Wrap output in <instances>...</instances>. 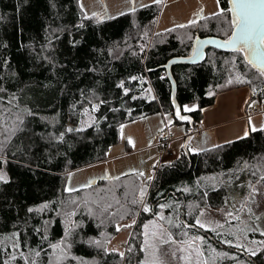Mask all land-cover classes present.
<instances>
[{
    "label": "trees",
    "instance_id": "16d2710c",
    "mask_svg": "<svg viewBox=\"0 0 264 264\" xmlns=\"http://www.w3.org/2000/svg\"><path fill=\"white\" fill-rule=\"evenodd\" d=\"M219 4L225 9L221 16L209 14L196 25L155 31L161 3L97 23L95 17L84 18L79 0H0V104L23 121L18 122L21 130L0 152L8 161L0 169L9 178L7 183L0 182V248L10 249L8 238L19 232L25 253L30 248H43L38 264H49L52 250L48 245L64 238L67 227L65 217L57 213L67 210L75 200L80 207L71 219L82 226L67 238L71 248L63 264H141L143 225L148 220L162 223L178 241L196 233L214 241L211 230L176 225H194L202 209L231 205L235 197L242 196V205L252 208L257 202L256 195L255 203L249 199L252 188L264 185V131H251L203 151L185 149L178 157L157 165L151 180L130 172L120 175L119 180L99 179L67 190L72 170L108 158L126 122L157 112L171 113L174 123H184L190 131L199 126L205 108L215 104L222 91L248 86L249 103L254 88L264 98V79L258 78L242 53L209 47L203 61L171 66L180 115L188 119L180 120L175 114L166 64L173 57L189 55L198 36L226 39L231 35L230 0H220ZM237 75L252 83L236 82ZM229 79L233 82L228 83ZM94 104L99 107L88 119L84 109ZM190 104L195 107L185 111ZM69 128L83 130L68 132ZM141 187L146 188L144 202L150 212L142 210L143 204L131 203ZM84 201L93 208L94 216L88 215ZM43 203H50L45 212L28 211ZM107 203L113 205L110 211L116 215L101 214V206ZM161 204L171 207L160 209ZM158 213L174 223L160 220ZM132 219L136 224L121 257L122 251L110 248V244ZM44 220L52 221L47 240L34 231ZM117 225H121L119 231ZM90 240H99L104 247ZM215 241L218 249L222 245L235 256L238 252L249 264H264V251L250 256L234 245ZM7 258L8 253L0 250V264ZM14 264L24 261L17 259Z\"/></svg>",
    "mask_w": 264,
    "mask_h": 264
},
{
    "label": "rangeland",
    "instance_id": "374dc122",
    "mask_svg": "<svg viewBox=\"0 0 264 264\" xmlns=\"http://www.w3.org/2000/svg\"><path fill=\"white\" fill-rule=\"evenodd\" d=\"M79 3L84 5L83 11L91 15L92 12H97L102 15V19H107L120 15L121 13L129 12V9L133 6L129 3V0H79ZM153 0H137L136 9L140 8V4H151ZM161 11L156 18L154 29L155 31H163L169 28L176 27L177 25H188L190 20L200 19L203 16L216 13L220 8V4H217V0H160ZM253 92V89H252ZM260 91L256 89V92L253 93L252 105L257 109L258 113L264 111V98H260ZM188 108L195 107V104H190L186 106ZM95 108L88 109L87 118L91 119L94 117ZM162 112H157L151 114L152 117H141L129 122L122 124L120 132V141L111 147L110 155L124 151L129 146L132 145L129 154L125 157L115 158L110 161H105L97 164L86 165L81 168L72 170L69 173L67 187L77 189L82 186H87L93 183V179H111L112 177L120 176L130 172H143V178L148 180L149 176L153 177L157 160L154 159L148 163L142 162L144 151L140 149L141 146L145 145L146 142L157 141L160 142V134L162 132H169L174 134L175 123L173 120V115L171 113H165V119H162V124L158 119L162 118ZM169 114L171 123H168ZM157 118V119H155ZM153 120V121H151ZM163 130L159 133V131ZM192 136H189L188 139L197 138L199 133H194ZM185 145L189 142L184 141ZM201 149V148H200ZM172 159L171 157L165 158V161ZM163 160V159H161ZM164 161V162H165ZM159 162V161H158ZM163 161H161L162 163ZM122 163V164H121ZM5 172V171H4ZM258 189L256 194L257 202L252 206V211L256 216H261L262 219L255 221L249 218L245 221L247 224L241 223L235 225V228L227 231H216L213 235L214 241H212V247H203L202 241H194L195 237H200V234L197 233L193 236L178 241L173 236L174 243H162L161 234L163 238L167 239V234L164 233V229H167L162 223L158 222L156 219H150L145 224L149 225L148 236L144 235L143 240V256L141 259V264H188L184 259L186 256L191 253V264H196V261L199 259L200 264H203V261L207 259L209 264H216L218 260L217 253H221V250L218 249L216 241L223 242L225 239L233 238L232 245L236 243H241L246 246L256 247L257 245L252 244L251 241H260L264 240V235H261V232L264 231V185L256 184L254 186ZM240 203L239 197H235V202L233 205H238ZM204 215L202 221L205 223L211 222L212 225H222L225 221L226 210L224 207L220 209H212L205 207L202 209ZM200 215V214H199ZM226 218H229L228 216ZM153 222V223H150ZM155 225H163V229L156 227ZM258 225L261 231H250L241 232L240 229H250L253 226ZM224 226V225H223ZM132 228H123L119 234L111 241L110 248L117 249L122 252H125L127 247L128 239L131 235ZM145 232V229H144ZM167 232L169 230L167 229ZM235 232V235L232 233ZM153 233H157L156 236H153ZM219 233V235H217ZM203 237V236H202ZM239 237V239H237ZM204 239H213L208 238L204 235ZM147 240V244L145 241ZM191 243V247L189 244ZM199 245L201 251L203 252V257H198L195 248ZM237 248V247H236ZM183 249V250H182ZM242 250V249H238ZM228 252V250H226ZM175 253V255H173Z\"/></svg>",
    "mask_w": 264,
    "mask_h": 264
},
{
    "label": "snow or ice",
    "instance_id": "6c2138e0",
    "mask_svg": "<svg viewBox=\"0 0 264 264\" xmlns=\"http://www.w3.org/2000/svg\"><path fill=\"white\" fill-rule=\"evenodd\" d=\"M160 0H153V3H159ZM220 0H217V4L219 5ZM129 3L133 5L129 11L135 12L136 11V3L137 0H129ZM231 7L227 9L228 12L231 13L232 19L230 21V27H232L233 31L231 35L224 40L222 43H219L220 47H227L231 48L233 51L237 53H242L245 57V62L250 65L251 69L255 70V72L258 75V78L264 79V0H230ZM140 7L147 8L149 5L147 4H140ZM81 9H84V5L81 3L80 5ZM225 13V9L219 8L216 13H213V16H221ZM124 13H121L123 15ZM97 18V23L100 22V20L103 18L100 13L97 12H92L91 16L88 15V13L84 12V18L85 19H90V18ZM197 20L193 19L189 21L188 25H177L176 27L179 28H185L190 25H196ZM82 26V25H81ZM168 31H174V29H170ZM145 35H147L145 33ZM159 35V34H157ZM188 39H192L191 36L188 37ZM198 39V38H197ZM202 44H211V43H218L215 40H204L201 41ZM195 54V53H194ZM133 79H137L136 77H133ZM236 82L238 83H249L251 84V80H247L246 78H243L240 75L236 76ZM233 80L229 79L228 83H232ZM121 87H123V84H121ZM0 91H3V89H0ZM125 93H127L128 89H124ZM150 91V90H149ZM261 91H264L262 89ZM256 92V89H253V93ZM211 94V93H209ZM135 99V97H133ZM154 99V97H152ZM15 99V97H13ZM0 100H3L2 97H0ZM9 104H11V101H8ZM100 103H103L101 101ZM99 104H94L93 108H98ZM185 111H191L192 109H189L185 107ZM84 112L87 113L88 109L85 108ZM29 114H31L29 112ZM176 116L180 120H187L188 117L180 115V108L177 106L176 108ZM18 122L23 123L21 117L18 114H13L11 111V108L3 107L2 104H0V152H3L4 148L7 146V144L11 141V139L15 136L17 131H20L21 129L18 127ZM168 123H171L170 119V114H169V120ZM249 124H250V129L252 132L256 131H264V125H261L259 128H257L255 125H252L251 123V118H249ZM83 128H77V129H72L69 128L67 129L68 132L72 131H82ZM248 130L245 131L244 135L247 136ZM59 139H63V134L60 135ZM185 147H190V145H185ZM191 151H203V149H191ZM8 161L4 158V156L0 155V165L7 164ZM140 176H143L144 173L140 172ZM8 176L7 173L4 172L2 169H0V182L7 183L8 182ZM112 179L119 180L120 177H112ZM148 180L153 179V177L149 176L147 178ZM261 180H264V176H261ZM68 191H74L75 189L69 188L67 189ZM184 191H188V189H184ZM258 193V189L255 187L252 188V192L249 195V199L252 200L253 203H255V195ZM206 195V193H205ZM146 196V188L141 187L139 189L138 197L133 198L131 200V203L133 205L137 204H143V211L144 212H150L152 209L147 206L144 202V198ZM94 203H99L98 201ZM117 204H119V201H116ZM71 207H69L67 210H62L57 213V215H62L65 217V224L67 225L65 233H64V238H62L59 242L57 243H49L48 247L52 250L50 254V259H49V264H63L64 261L69 259V252L68 249L71 248V243L67 242V238L70 237L74 230L76 228H79L82 226L81 222L73 221L71 218L77 214L76 210L80 207L79 203L77 201L73 200L70 202ZM84 206L87 209L88 215L89 216H94L96 213L94 212L93 208L89 206L88 201H84ZM123 207V206H121ZM160 209H164L166 207H171V205H166V204H161L159 205ZM179 205H177V208ZM189 207H192V205H189ZM50 208V203H43L39 205L36 208H29L28 211L31 212H36V213H43L46 210ZM113 208V205L111 203L104 204L100 208L101 214L103 213H108L109 215H116V212L110 211ZM241 210L246 211L249 215V218L255 221H259L262 219L261 216H256L251 207H247L246 205H241ZM127 211V210H125ZM135 215V214H134ZM159 216L160 220H168L169 224H173L174 222L166 218L162 213L157 214ZM204 213L203 211L200 212V215L196 217L195 219V224L194 225H179L177 224V227L184 226V227H195L199 226L200 228H204L206 230H211L213 232H216L217 228H222L223 225L216 224L215 226L212 225L211 222L205 223L202 221L201 217H203ZM227 216L235 219V220H240L239 215H233L232 212H228ZM121 219L124 218L123 215L120 217ZM52 223L51 220H44L43 221V226L40 228H35L34 231L38 234L41 235V239L47 240V229L48 226ZM101 223L103 221L101 220ZM153 223V222H150ZM136 224V220L132 219L130 224H125L122 227L125 228H131ZM247 224V222H245ZM158 228L163 229V225H155ZM145 232L144 235L147 237L148 236V228L149 225L145 224L143 225ZM121 228V225H117V231H119ZM246 230H250L253 232L256 231H261L259 226H253L250 229H240L241 232H246ZM164 233L167 234V239L163 238V234H161V242L162 243H169V242H175L171 233L167 232V229L163 230ZM186 234V233H185ZM235 235V232L232 233ZM20 233L16 232L14 233L10 239L12 241L11 248L9 249L8 247H2L0 250L5 251L8 253V258L4 259L2 261V264H14V262L17 259L23 260L24 264H38V258L41 256L42 252H45V249L43 248H38V249H29L28 253L26 254L25 251L23 250L21 243H20ZM157 233H153V236H156ZM219 235V233H217ZM261 235H264V231L261 232ZM239 239V237H237ZM203 237H195L194 241H203ZM91 244H95L97 247L103 248L104 245L101 243L99 240H90L88 241ZM225 244L232 245V241L229 239H225L223 241ZM147 244V240L145 241ZM252 244L258 245L256 248H249L246 247V245L241 244V243H236L234 246L237 248H240L244 251H246L250 256H256L258 252L264 251V240L260 241H251ZM27 245H25L26 247ZM191 243L189 244V247H191ZM183 250V249H182ZM107 251V249H105ZM117 251V250H113ZM195 252L198 257H203V252L201 251L199 245L195 248ZM119 255L121 257L124 256L123 252H120ZM175 255V253H173ZM216 255L220 257H226L228 254L221 252L217 253ZM72 259H78L76 257H71ZM188 264H191V253H189L188 256L184 258ZM232 259H235V257H232ZM81 264H88V262L82 261ZM147 264V262H145ZM196 264H200V260L198 259L196 261ZM203 264H209V261L205 259L203 261Z\"/></svg>",
    "mask_w": 264,
    "mask_h": 264
},
{
    "label": "crops",
    "instance_id": "0c3cea01",
    "mask_svg": "<svg viewBox=\"0 0 264 264\" xmlns=\"http://www.w3.org/2000/svg\"><path fill=\"white\" fill-rule=\"evenodd\" d=\"M249 97H250V89L248 86H241L238 88L222 91L217 96L215 104L212 106H209L205 108L204 115L199 123V126H201L202 132L199 134L197 138H191L188 139L189 136L194 137V133L190 134L191 130L189 131L187 128V125L184 123H175L174 128V134L173 140H174V150H175V157H178L181 152L185 149H206L218 144L226 143L235 139H239L242 137H245L244 133L246 130H248V133L251 132L250 124H249V118H251L252 125H255L257 128H259L261 125H264V111L261 113H258L257 109L252 105L253 103H249ZM252 107L253 111H249V108ZM162 118H159L160 124H162V119H165V113H161ZM146 117H152L151 115H148ZM157 119V118H155ZM153 121V120H151ZM163 130L159 131V133ZM189 142L188 145L190 147H185V142ZM132 145L124 151H120L117 154L110 155L109 152L111 151V148L108 152V158L97 162H105L110 161L115 158H121L125 157L129 154V150H131ZM140 149H143L145 152L143 155L142 162L148 163L149 161H152L154 159L157 160V164L160 161H165L164 159L167 157H160V154L158 153L160 150L159 143L157 141H150L146 142L145 145L141 146ZM172 158V159H174ZM163 159V160H161ZM169 159L168 161L172 160ZM159 161V162H158ZM166 162V161H165ZM95 163V164H97ZM122 164V163H121ZM139 173V172H138ZM99 179H93V181H97ZM93 182V183H94ZM92 184V183H91ZM240 203L238 205H227L224 208L228 210V212H232L233 215H239L240 220H235L232 218H225V221L222 225H224L222 228H217V230H221L224 233V230L227 231V234L229 233V230H232L235 228V225L244 223L248 220V216L246 211L241 210V205L243 202V197H239ZM258 201V200H257ZM212 209H220V208H212ZM202 219V218H201ZM215 226V225H214ZM200 234V233H199ZM225 234V233H224ZM200 237H202V234H200ZM229 240L233 242V238L230 237ZM203 247H212V239H204L202 241ZM249 247V246H246ZM221 252L227 253L228 255L226 257H218V260L216 264H249V261L246 256L240 255L238 252H226V248L222 247L220 245ZM232 257H235V260L232 259Z\"/></svg>",
    "mask_w": 264,
    "mask_h": 264
},
{
    "label": "water",
    "instance_id": "95a60500",
    "mask_svg": "<svg viewBox=\"0 0 264 264\" xmlns=\"http://www.w3.org/2000/svg\"><path fill=\"white\" fill-rule=\"evenodd\" d=\"M197 38L194 41L192 51L189 55L173 57L166 64L168 76H169L171 84H172V96H173L175 111H176V108L178 106V100H177V96H176V81L172 75L171 66L175 65V64H197V63H199L205 59L206 51L209 47L215 48V49L220 50V51H229V52L233 51L231 48L219 46V43H222L227 38L224 39V38L217 37V36H198ZM210 39L215 40L218 43H211V44H202L201 43V41L210 40Z\"/></svg>",
    "mask_w": 264,
    "mask_h": 264
},
{
    "label": "built area",
    "instance_id": "2783aa9c",
    "mask_svg": "<svg viewBox=\"0 0 264 264\" xmlns=\"http://www.w3.org/2000/svg\"><path fill=\"white\" fill-rule=\"evenodd\" d=\"M249 111H253V108L250 107ZM202 127L201 126H197L194 127V129L190 132V134L192 133H201L202 132ZM160 142L161 144H159L160 146V150H159V154L160 157H171L174 158L175 157V150H174V140H173V135L171 132H169V130H167L166 132H162L160 134ZM161 163V161L157 164L159 165Z\"/></svg>",
    "mask_w": 264,
    "mask_h": 264
}]
</instances>
